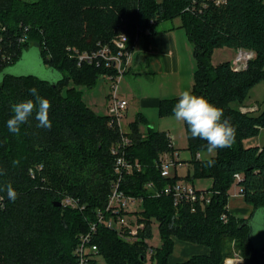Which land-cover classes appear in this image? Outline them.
<instances>
[{
    "label": "trees",
    "instance_id": "1",
    "mask_svg": "<svg viewBox=\"0 0 264 264\" xmlns=\"http://www.w3.org/2000/svg\"><path fill=\"white\" fill-rule=\"evenodd\" d=\"M198 2L204 0H197ZM192 0H0V43L27 38L14 61L0 66V195L7 201L0 210V264H77L74 251L78 236L96 221L97 210L108 202L113 179L114 157L111 146L120 141L117 128L107 125L108 117L93 112L84 102L77 87H61L68 80L93 88L103 69L77 65L67 53L68 46L80 51H92L98 45L111 42L122 28L130 33L128 48L132 50L136 35L165 19L181 18L182 27L194 47L197 65L192 94L206 97L224 110L236 128L235 143L218 149L214 166L208 167L197 155L207 148V141L189 138L188 150L193 156L194 176L214 179L211 191H217L209 205L173 204L170 197H155L146 185L160 189L177 182L178 177H161L156 161L169 150L166 133L149 127L142 134L139 123L145 118L138 114L129 124L128 136L133 143L126 154L144 167L134 176L126 177V194L143 197L141 221L147 225L139 240L121 236L100 225L93 241L106 264H170L175 238L206 246L210 254L192 256L184 263L224 264L230 258L229 242L238 243L247 264H259L260 256L252 249L249 227L243 225L253 213L264 210V146L246 147L244 140L260 135L264 129V112L251 116L235 110L232 103H243L257 84L264 82V0H225L221 6L207 1L203 13L184 12ZM151 20L154 23H151ZM139 30L140 33H136ZM136 33V35H135ZM149 34V35H150ZM244 49L255 56L245 70H235L231 62L215 65V49ZM37 48L42 63L58 72L56 83L36 76L5 74L22 60L23 53ZM1 62V61H0ZM37 88L39 95L51 103V128L37 127L35 113L21 125L19 136L10 133L6 122L12 117L11 105L34 99L29 89ZM179 98L161 100V117L173 115ZM19 161L13 166V161ZM43 165L33 178L31 169ZM235 174H242L239 186L245 201L253 207L252 214L243 219L228 213L229 188ZM190 177V175H189ZM11 183L17 192L13 202L7 198L5 185ZM73 197L85 206L83 211L65 206L55 207L56 201ZM227 213V223L222 216ZM151 220L159 224L161 245L149 247L152 238ZM152 254L148 257V250ZM99 256V257H100ZM92 264H97L94 260Z\"/></svg>",
    "mask_w": 264,
    "mask_h": 264
},
{
    "label": "rangeland",
    "instance_id": "2",
    "mask_svg": "<svg viewBox=\"0 0 264 264\" xmlns=\"http://www.w3.org/2000/svg\"><path fill=\"white\" fill-rule=\"evenodd\" d=\"M26 2H34L35 0H23ZM181 18L165 19L159 22L155 29L158 31L156 36L164 38L163 41L169 42L170 45L166 47L163 57H157L159 59L160 70H156L155 66L152 67V73H136L133 69L132 72L126 73L121 80H119L118 94L121 98H126L129 101V107L127 115H125L122 125L124 131L127 133L131 130L130 123L137 119L138 114L145 118V122L139 123V129L142 132H147L149 127H154L158 131L166 132L172 138L174 146L182 154V159L190 161L192 158L191 152L188 150L189 138L186 134L185 123L177 121L174 115H168L167 117H161L159 109L157 108L159 100H167L172 98H179L180 93L185 90L191 91L195 84V73L197 71L196 60L194 56L193 46L189 37L187 36L185 28L182 27ZM2 30V29H1ZM124 33L127 37H131L130 33L124 31L122 28L117 29V35ZM136 33H140L139 30ZM135 33V35H136ZM144 34H147L144 32ZM155 35V34H154ZM144 36L142 33L136 35V45L134 52L136 55L147 52V58L152 59L154 62V54L150 52V44L152 36ZM3 36L0 35V42ZM27 38L24 34H21L20 38L7 41V43H0V61L8 60L14 61L17 57V52L27 43ZM149 41V42H147ZM147 47V49H145ZM74 51H80L76 47L68 46L66 53L71 60H75ZM173 53V54H172ZM236 52L233 49L222 48L215 49L212 57V62L215 65L222 64L225 61H233L236 57ZM135 55V56H136ZM22 63L15 65L13 69V75H34L39 76L42 79L49 80L59 77L58 73H53L47 66L43 65L41 58L38 55L37 49H31L25 52L22 56ZM232 63V62H231ZM25 65V67L22 65ZM101 74H98L97 82L93 88H89L85 85H78L73 80H68L72 75L70 70L67 71V81L65 85L61 87V91L65 93L68 87H77L82 93V98L85 104L98 115L107 116V105L109 101V94L111 92V82L107 79H102ZM1 77V74H0ZM256 136L247 138L244 140L246 147L254 146L258 142ZM217 156V152L209 154L207 150L200 152V161L206 162L209 159H213ZM190 177L188 175L187 168L181 171L178 177V183L182 186L194 187L197 191L200 189L213 188L214 179L209 177H195L193 167L190 170ZM171 170V174H173ZM171 177H174L171 176ZM241 190L240 186L233 184L227 193H229V207L232 212L240 219L243 217H249L253 212V207L249 205L244 197H235ZM143 211V205L138 204L137 213L141 214ZM246 215V216H243ZM151 234L152 238L147 240L149 247L157 249L161 243L160 228L158 222L151 220ZM230 250V258L242 259L241 250H239L238 243L229 242L227 244ZM148 253L150 257L151 253ZM228 258V259H230ZM97 264H106L103 257L95 258ZM148 264H150L148 262ZM243 264H247L243 260Z\"/></svg>",
    "mask_w": 264,
    "mask_h": 264
},
{
    "label": "built area",
    "instance_id": "3",
    "mask_svg": "<svg viewBox=\"0 0 264 264\" xmlns=\"http://www.w3.org/2000/svg\"><path fill=\"white\" fill-rule=\"evenodd\" d=\"M207 1L212 2L215 6H221L225 0H204L198 2L192 0L184 12L188 13H203L208 8ZM151 23H154L151 20ZM4 30L0 27V30ZM147 34L151 33V29L146 31ZM129 39L126 34L121 33L116 35L111 42L105 44H99L97 48L92 51H74L77 65H87L90 67L96 66L103 69L102 79H107L111 82V92L109 94V101L107 105V125L111 128H117L119 132L120 141L115 142L110 149V154L114 157V172L111 185V191L108 195V202L104 209L97 210L96 221L89 224V230L85 234L78 236V245L74 251V255L77 257V264H92L95 258L99 257V248L94 243L93 239L98 232L99 226L104 225L112 231H117L121 236L126 238L139 240L140 234L146 230L147 225L144 221H141L139 213H137L138 204H142L143 197L135 196L132 194H126L123 190V184L126 177L134 176L143 170V166L137 160L134 161L126 154V150L133 143L129 138L128 133L124 131L122 121L127 113L128 100L121 98L118 94L119 80L129 72L132 60L131 50L128 48ZM254 51L239 49L236 57L232 62L233 69L245 70L248 68L249 62L254 58ZM6 60L0 62V66L4 64ZM166 138L169 141V150L159 156L156 161V167L159 169L161 177L169 179L172 176L171 170L182 168L183 162L179 159V154L175 150L174 143L169 134H166ZM200 158V154L197 155ZM43 165L37 166L36 169H31L32 177H36V172H42ZM235 183L239 186V182L242 179V174H235ZM148 192L152 193V196L157 197H171L173 204L179 206L185 203L192 205V211H196L195 204H201V206L209 205L211 200L217 191L211 190H199L197 191L191 186H182L178 182L167 185L163 188H156L152 183L146 185ZM240 196H244V192L241 190L238 192ZM1 196V195H0ZM230 197V196H229ZM62 205L65 207H71L83 211L85 206L80 205V201L73 197L63 198ZM3 210L6 208L7 201L3 200ZM227 207L228 213L230 208ZM228 214L225 213L222 216L223 222L228 221ZM152 249L148 252L152 254ZM224 264H243L242 259L230 258L225 261Z\"/></svg>",
    "mask_w": 264,
    "mask_h": 264
},
{
    "label": "clouds",
    "instance_id": "4",
    "mask_svg": "<svg viewBox=\"0 0 264 264\" xmlns=\"http://www.w3.org/2000/svg\"><path fill=\"white\" fill-rule=\"evenodd\" d=\"M29 94L34 99H25L11 105L13 115L6 122L10 133L19 136L21 125L28 122L29 117L35 113L38 121L37 127L51 128L49 112L51 103L48 99L39 95L37 88L29 89ZM174 118L187 125L188 131L193 139L207 141V152L215 153L218 149L230 148L235 143L236 128L230 118L224 117V110L210 103L204 96H197L191 91L185 90L180 93L177 103L172 109ZM19 161H13V166L18 165ZM206 166H214V160H207ZM6 172L0 170V175ZM7 198L15 201L17 192L11 183L5 185ZM4 196H0V208H3Z\"/></svg>",
    "mask_w": 264,
    "mask_h": 264
},
{
    "label": "crops",
    "instance_id": "5",
    "mask_svg": "<svg viewBox=\"0 0 264 264\" xmlns=\"http://www.w3.org/2000/svg\"><path fill=\"white\" fill-rule=\"evenodd\" d=\"M156 34H158L157 30H155L154 33L150 34V35H154L155 36V37L152 36L151 44H150L149 41H147L150 44V52H152L154 54V56H155L154 62H153L152 59L150 60V59L147 58L148 54H147L146 51H144L143 54L136 55V53L134 52V48H135V45H136V42H135V44H134V46L132 47V50H131L132 60H131V66H130L131 68H130L129 72H132V70L135 69L137 74L138 73H142V72L146 73V74H151L152 73V67H150V64H152V66H155L156 70H160L161 66L159 64V59L157 57H163L165 55L164 51L166 50V47H168V46H172L173 47V45H170L169 42L166 41V39H165V41H163L164 38L162 39V37H158V36H156ZM150 35L149 34H145L144 36H150ZM136 40H137V38H136ZM145 49H147V47ZM193 50H194V47H193ZM238 50L239 49L234 50V51L237 53ZM229 62H233V61L229 60ZM123 99H124V97H123ZM160 101L161 100H159V102ZM159 102H158V104H159ZM129 104L130 103L128 101V107H129ZM230 106L232 108H234L235 110H238V111L240 110L241 112L249 114L251 116L260 115L262 112H264V82H261V83L257 84L256 86H254L252 88V90L250 91L249 96L247 97V99L243 103H239V102L238 103H232ZM127 110H128V108H127ZM126 115H127V113H126ZM151 128H154V127H151ZM156 131H158V130H156ZM159 132H163V131H159ZM141 133L142 134H146L147 132H142L141 131ZM164 133H166V132H164ZM259 134L260 135H258L256 137H257V139H260V140H258V142L256 144H254V146L262 147V146H264V129H262ZM254 146H250V147H254ZM175 150L179 154V159L184 164H183L182 168L174 169L173 170L174 173L172 174V176L174 175V176L179 177L181 171H183L184 168H187L188 175H191L190 174L191 173L190 170L193 167L191 165V161L193 160V156H192L190 161H187L184 158L182 159V154H181V152H179V150H177L176 148H175ZM210 189L211 188H209L207 190H210ZM200 190H205V189H200ZM235 197H241L242 198L244 196H240L237 193V194H235ZM229 199H230V197H229ZM228 207H229V200H228ZM229 208H230V213L232 215L236 216L232 212L231 207H229ZM243 216H246V215H243ZM243 218H246V217H243ZM243 218H240V219H243ZM209 254H210L209 249L206 246L202 245V244H196V243L188 242V241L184 242L182 240H179V239L175 238L174 250H173L172 255L169 258V263L170 264H172V263H184L192 256H201V255H209Z\"/></svg>",
    "mask_w": 264,
    "mask_h": 264
},
{
    "label": "water",
    "instance_id": "6",
    "mask_svg": "<svg viewBox=\"0 0 264 264\" xmlns=\"http://www.w3.org/2000/svg\"><path fill=\"white\" fill-rule=\"evenodd\" d=\"M32 49H35V48H32ZM25 52H27V51H25ZM37 52H38V50H37ZM38 55H39V52H38ZM40 58H41V56H40ZM22 60L20 61V63H22ZM23 66L25 67L24 64L22 65V67ZM15 68L16 67H13V68H11V70H8V72L6 71L5 74H8L9 73V74L13 75L12 74L13 73L12 70L15 69ZM52 72L55 73L56 71L52 70ZM56 73H58V72H56ZM26 76H31V75H26ZM32 76H34V75H32ZM3 77H4V73L1 74L0 81H2ZM61 78H62V76L59 74V77L58 78L51 79L50 82L56 83ZM47 81H49V80H47ZM54 206L55 207L56 206L57 207H61L62 206V202L56 201L54 203ZM243 225H246V226L249 227V234H248L249 235V241H250V244H251L252 249H255V251L257 253L259 252V256H260V263L259 264H264V210L263 209L262 210H258L257 209L253 213V215L251 216V218L249 220H247L246 222H244Z\"/></svg>",
    "mask_w": 264,
    "mask_h": 264
}]
</instances>
